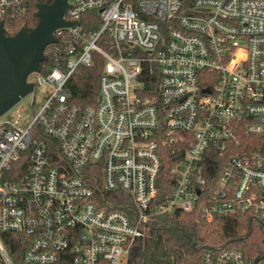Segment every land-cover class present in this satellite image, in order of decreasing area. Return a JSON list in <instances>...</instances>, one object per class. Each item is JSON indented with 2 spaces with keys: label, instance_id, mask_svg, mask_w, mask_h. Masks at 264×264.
Returning <instances> with one entry per match:
<instances>
[{
  "label": "built area",
  "instance_id": "2783aa9c",
  "mask_svg": "<svg viewBox=\"0 0 264 264\" xmlns=\"http://www.w3.org/2000/svg\"><path fill=\"white\" fill-rule=\"evenodd\" d=\"M31 1L0 0L4 32ZM87 11L92 33L78 23ZM62 17L73 25L53 31L46 66L27 78L39 108L0 116V264H129L146 224L199 204L206 220L264 221V0H67ZM93 65L95 100L82 105L73 75ZM167 152L181 156L161 196ZM210 156L221 169L209 188ZM99 168L129 211L97 204ZM201 260L255 264L236 247Z\"/></svg>",
  "mask_w": 264,
  "mask_h": 264
},
{
  "label": "trees",
  "instance_id": "16d2710c",
  "mask_svg": "<svg viewBox=\"0 0 264 264\" xmlns=\"http://www.w3.org/2000/svg\"><path fill=\"white\" fill-rule=\"evenodd\" d=\"M51 2L52 0H32L29 10L21 20L12 24H4V27L8 28L5 33L7 35L15 34L20 27L33 28L37 23V19L33 16L36 4ZM78 23L87 33L94 32L100 26L94 11L83 13ZM45 66L46 63L40 64V71H43ZM99 72L100 65H93L78 67L74 73L72 91L76 100L82 105L94 102ZM52 147L54 145L48 142L47 151L50 154ZM180 156L181 153L174 157L167 152L163 158L162 169L156 182L161 196L172 188L174 180L171 169L175 159ZM56 158L54 157L53 160ZM210 158V161L206 160L208 166L204 169L207 172L205 177L208 179L209 188L221 169L217 157L210 156ZM85 171L87 169L81 170L80 175L87 178ZM97 175V178L92 175L96 180L91 184L98 197L97 204L109 209L129 211L130 197L118 191L107 192L104 190L100 177V168ZM2 236H12V234H2ZM4 242L12 254L16 249H22L21 241L17 244ZM227 247L239 248L245 256L252 259L263 257L264 221H260L250 214L214 216L211 220H206L202 213V206L199 204L192 212L185 213L174 210L163 213L153 222L146 224L142 236L138 237L134 243L129 264H202L201 259L205 253L216 254Z\"/></svg>",
  "mask_w": 264,
  "mask_h": 264
},
{
  "label": "water",
  "instance_id": "95a60500",
  "mask_svg": "<svg viewBox=\"0 0 264 264\" xmlns=\"http://www.w3.org/2000/svg\"><path fill=\"white\" fill-rule=\"evenodd\" d=\"M35 7L37 23L31 29L20 27L15 34L7 35L0 22V116L33 91L27 78L45 61L44 48L55 41L53 31L73 25L62 17L67 0L37 3Z\"/></svg>",
  "mask_w": 264,
  "mask_h": 264
},
{
  "label": "rangeland",
  "instance_id": "374dc122",
  "mask_svg": "<svg viewBox=\"0 0 264 264\" xmlns=\"http://www.w3.org/2000/svg\"><path fill=\"white\" fill-rule=\"evenodd\" d=\"M31 78H29L30 80ZM41 103V100L37 98V103L35 105L30 104L29 98H25L22 101H20L17 105L13 106L10 111H8L5 116H3L2 120L10 118V116L15 117L16 114H20L22 118L32 117L33 112H36L39 108V105ZM24 110H21V109Z\"/></svg>",
  "mask_w": 264,
  "mask_h": 264
}]
</instances>
